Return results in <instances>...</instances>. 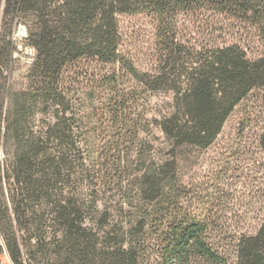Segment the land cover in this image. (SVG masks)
<instances>
[{"label": "trees", "instance_id": "16d2710c", "mask_svg": "<svg viewBox=\"0 0 264 264\" xmlns=\"http://www.w3.org/2000/svg\"><path fill=\"white\" fill-rule=\"evenodd\" d=\"M203 7L246 24L261 49L249 57L238 42L202 49L179 43L176 15ZM137 13L157 21L151 71L138 70L119 50L117 15ZM19 25L35 57L28 87L12 92L7 79ZM82 59L105 68L88 100L105 91L101 103L116 127L98 148L95 178L140 164L127 172L126 200L116 204L100 202L102 184L83 191L75 181L81 142L67 84ZM121 72L148 90L173 92L172 111L156 120L168 158L131 159L128 144L141 138L117 89ZM256 88L264 106V0H0V254L12 264H264V218L253 234L234 237L231 262L210 215L185 204L177 175L178 157L208 148ZM259 145L264 152V132ZM80 168L91 172L84 162Z\"/></svg>", "mask_w": 264, "mask_h": 264}, {"label": "rangeland", "instance_id": "374dc122", "mask_svg": "<svg viewBox=\"0 0 264 264\" xmlns=\"http://www.w3.org/2000/svg\"><path fill=\"white\" fill-rule=\"evenodd\" d=\"M174 20L176 40L184 46L202 49L238 42L247 49L249 57L261 49L260 42L246 24L211 9L180 11ZM117 24L121 55L142 72L153 70L158 57L156 18L149 13L118 14ZM27 33L24 25L17 26L14 31L16 49L7 79L12 92L28 87L27 74L35 51L28 46ZM100 69L105 68L82 59L69 72L71 78L67 86L75 96L72 105L76 118L74 130L81 142L77 166L81 170L84 162L91 170L89 173L78 170L75 181L83 191L86 186L102 184L100 202L116 204L127 197L130 176L127 172H135L140 164L133 163L128 168L124 164L125 173L113 174L101 182L95 178L93 162L99 156L98 148L116 129L105 116L107 103H101L106 92L97 91L93 103L88 100L92 96L90 88L94 76ZM111 70L106 68V72ZM117 89L129 100L127 113L138 124L141 138L135 144H128L134 145L131 159L139 155L146 160L150 156L155 160L168 158L169 143L156 120L172 111L173 92L143 88L124 72L120 73ZM260 94L256 88L234 107L208 148H189L178 157L177 175L185 204L197 215L204 212L210 215L224 239L223 252L231 262L234 260V237L240 233L253 234L264 218V152L259 145V136L264 132V106ZM37 118L41 119V115ZM0 264H12L5 252L0 254Z\"/></svg>", "mask_w": 264, "mask_h": 264}]
</instances>
